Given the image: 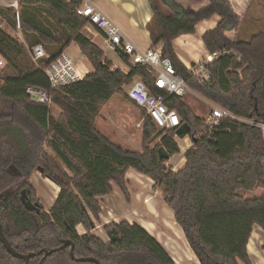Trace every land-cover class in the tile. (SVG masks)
<instances>
[{"label":"trees","instance_id":"16d2710c","mask_svg":"<svg viewBox=\"0 0 264 264\" xmlns=\"http://www.w3.org/2000/svg\"><path fill=\"white\" fill-rule=\"evenodd\" d=\"M20 26L29 46L41 43L48 58L46 66L75 43L93 70L80 81L52 88L26 46L0 29V216L4 233L21 253L35 252L28 264H96L78 261L71 246L44 257L46 250L72 240L77 258L95 257L103 264H176L165 246L144 226L128 220L111 222L119 239L105 241L91 233L93 217L102 213L100 198L114 192V184L127 196V173L143 174L163 190V202L172 209L188 245L200 264H252L247 245L253 226L264 229V136L254 124L224 120L215 140L195 137L204 121L183 97L167 101L196 138L179 170L168 161L180 152L176 130L158 128L150 117L142 123V151L124 148L97 127L104 105L124 94L135 77L157 93L151 74L144 66L128 63L129 71L113 67L99 44L83 32L88 20L65 0H19ZM152 18L147 24L155 48L163 43V56L172 59L176 71L202 97L232 114L264 123V30L248 39H231L240 20L229 0H209L198 10L185 8L174 0H148ZM168 8L172 12L168 13ZM218 15L214 28L201 39L209 53L222 52L206 67L210 81L190 74L174 49L181 35L198 34V24ZM0 16L16 26L15 11L0 8ZM31 84L52 94L60 108L58 118L51 106L33 101L26 93ZM132 102V101H131ZM142 114L144 112L141 110ZM159 139L150 147L147 141ZM164 147L169 158H161ZM49 149L51 152H49ZM42 175L60 187L49 211H29L21 200L23 191L32 202L39 195L32 176ZM261 190V191H260ZM253 193V194H251ZM86 228L79 233L77 227ZM0 264H25L10 254L0 241Z\"/></svg>","mask_w":264,"mask_h":264},{"label":"rangeland","instance_id":"374dc122","mask_svg":"<svg viewBox=\"0 0 264 264\" xmlns=\"http://www.w3.org/2000/svg\"><path fill=\"white\" fill-rule=\"evenodd\" d=\"M174 1L182 2L184 5H186L183 7L192 8L194 10H198L199 8L209 3V0H174ZM133 2L134 5L136 6V11H130L127 8L128 6H126V4H123V7L125 8L126 13L128 15V20L130 21L132 18H134L135 20H139L140 24L144 23L145 15H146L145 13L149 11V8L151 9V7H148L149 4L147 3L148 1L143 0V2H145L144 8H141L139 6L138 0L135 1L133 0ZM244 8H246V12L244 14V17L246 18V22H244L245 21L244 19L242 27L240 29L241 30L240 33H244V32L245 34L252 32L256 33V31L258 32L260 30H264V28H262L264 27V0H252L251 5L249 7L244 5L241 12L245 11ZM165 11L168 13L172 12L168 8H166ZM219 18L220 17L216 15L209 21L214 20V22H216L215 23L216 26ZM247 20L249 21L252 20V21L249 22ZM2 22H3L2 16H0V29L2 26ZM147 24L145 25L141 24L140 28L137 30L138 33L137 37L139 38L141 42L140 46L142 47H145L149 42ZM88 26L92 28L91 25L87 24L83 30L84 33L91 32L90 30L87 29ZM6 29L8 30L10 35L15 37L16 39H20V37L16 36L13 31L8 29V27H6ZM233 34L234 32H230L231 36H233ZM252 34L241 38L248 39ZM102 37L103 36L100 34L98 40L100 41L101 45L99 46L103 48L105 56L112 61V66L121 69L127 68L128 63L124 61L117 52L109 49ZM190 37H192V42H187L184 45L198 43V39H199L198 34L196 35L190 34ZM156 47H158V49L161 50V48L163 47V43L160 42ZM201 49L203 48L201 47ZM65 51L68 54H70L73 58H75L76 63L79 64L85 71L93 70L92 64L82 54L78 45L72 43ZM195 51H197V49H195ZM202 53H203L202 56L206 58L207 56L205 54H208L209 52L204 51ZM2 59L3 58L0 56V60ZM3 66H1L0 69ZM135 79H140V78L135 77L134 80ZM131 83L125 87L124 94L115 95L109 102H107L104 105L102 109V116L97 119V127L103 134L107 135L113 142L119 144L120 146L132 150L142 151L143 149L142 125L138 126V124L140 122L143 123L144 116L141 112V109L133 102H131V100L128 97V90L130 88ZM183 101L185 102L186 105L192 108V110L201 118H204V116H206L211 111V107H212L211 101L202 97L194 90L193 92L189 91L183 97ZM51 110H52V115L55 118H58L61 113L60 108L52 104ZM176 140L179 144L180 152L174 155L172 158H170V161H172L173 163H170V161H168L167 163L168 166H171L172 168L175 165L177 167L179 166L178 164L182 160L183 156L186 154V152L193 144L192 137L190 135H187L183 138L178 137L176 138ZM158 141L159 139H154L152 142H149L148 140L147 144H149V146L152 147L155 144H157ZM49 152H51L50 149ZM133 171L136 172L135 170ZM140 175H135V178L131 180L127 178L128 179L127 196L114 184V192L110 195H107L109 196L108 197L109 199L100 198L101 206H103L102 207L103 216L104 217L106 216L107 219L109 220L108 224H110L111 222L119 223L122 220H128L130 223L137 222L142 226L148 228L149 229L148 231H150V233L153 230L156 231L157 228L158 232H160V238H161L160 240L162 244L163 245L165 244L163 241L164 235L167 237V239L170 242L169 246L167 245L166 247L164 245L167 251L169 252V254L173 257V259L174 258L179 259L178 252L182 254H187L190 250L189 247L187 246V243L180 244L178 239L173 236L171 230L164 225L165 222L164 219L166 214L165 210L168 211L169 214H171L170 211L172 209L170 210L163 202V190L159 187L158 188L155 187L154 181L149 177L143 174ZM31 181L37 190V193L40 198L39 202L41 206L45 210L51 208L55 199L58 196L59 186L56 185L53 181H51L49 178L47 179L46 177H44L40 171H36L33 174ZM110 202L114 203L117 212L113 213L112 215H107L106 210L108 204L110 205ZM114 218L116 220L113 221ZM168 218L171 219V216H169ZM104 222L105 220H103L101 215L99 216V219L93 217L92 229L90 230V232L95 233L99 236L103 234V236H105L104 240L109 241L110 240L109 236L106 237L107 229H105V226L108 224ZM171 222H173L172 219ZM171 226L174 227L175 230H178V232H180L179 227L175 223ZM77 230L79 231V233H81L82 231H83L82 233L86 232V228L83 227L82 225L78 226ZM171 245H174L175 247H172ZM252 253L254 255L255 250L252 251Z\"/></svg>","mask_w":264,"mask_h":264},{"label":"built area","instance_id":"2783aa9c","mask_svg":"<svg viewBox=\"0 0 264 264\" xmlns=\"http://www.w3.org/2000/svg\"><path fill=\"white\" fill-rule=\"evenodd\" d=\"M65 1L74 4L75 12L86 18L89 25L103 34L104 42L109 49L118 54L122 52L129 58L131 65L144 66L151 74L154 87L158 91L157 93L150 91L146 83L141 79L133 80L128 90L129 99L144 112V119L150 117L156 123V126L161 129L176 130L179 128L183 124L182 119L175 109L168 106L167 101L172 96L184 97L189 91L193 92V89L187 84L185 78L177 73L172 59L168 56H163L161 50L157 48H140L115 21L100 9L96 0ZM0 8H10L15 11L16 26L11 25L7 17H2L1 29L9 33L6 29L8 27L16 36L20 37L17 40L26 46L33 62L42 68L52 88L66 86L80 81L89 73V71H85L66 52H63L46 66L42 65L41 59L48 58V54L41 43L29 46L26 42L20 26L22 7L20 6L19 0H0ZM224 52L225 50L220 53H208L206 58L187 67L190 74L204 82H209L210 74L207 71L206 65ZM3 65H5V61L2 59L0 60V67ZM122 70L127 73L129 67ZM25 91L37 103L47 104L49 106L53 104L50 90L28 84L25 87ZM211 106V111L204 116V123L195 137H205L210 141L215 140V131L224 120H236L257 125L262 129L264 136L263 122L236 116L226 108L212 101ZM141 125L142 123L140 122L138 126ZM175 136L178 138L177 135Z\"/></svg>","mask_w":264,"mask_h":264},{"label":"crops","instance_id":"0c3cea01","mask_svg":"<svg viewBox=\"0 0 264 264\" xmlns=\"http://www.w3.org/2000/svg\"><path fill=\"white\" fill-rule=\"evenodd\" d=\"M144 1H146V0H144ZM251 1L252 0H229L232 9L237 14V16L239 17V20H240V26H239V28L237 30L229 31V32L226 33L229 38H231V39H234L236 37L241 38V37L248 36V35H250L252 33H255V32L247 33V34H245V32L244 33H240L241 32L240 29L242 27V24H243L244 19H245L244 22H246V18L244 17V14L246 12V8L247 7L244 8L245 11H242L241 12V10L243 9V6L244 5H246V6L249 7L251 5ZM96 3L100 7V9H102L113 21H115L124 30V32L140 48L147 49V48L152 47L153 42H152V39H151L149 30H148L149 42L147 43V45L145 47L140 46V43L141 42H140L139 38L137 37V35H138L137 30L140 28L141 24L142 25L147 24L151 20V18H152V11H151L150 8H149V11H147L145 13L146 14L145 15V21L143 20L144 23H141L140 24L139 23V20H135L134 18H132L129 21L128 20V15L126 13V10L123 7V4H126V6H128L127 8L130 11H136V6L134 5L133 0H96ZM138 4H139V6L141 8H144L145 2H143V0H138ZM178 4H180L182 6H186L182 2H178ZM203 4H205V3H203ZM148 7H150V4H148ZM247 21H249V20H247ZM250 21H252V20H250ZM256 21H258V20H256ZM215 23L216 22H214V20H212V21L204 20V21H202V22H200L198 24V36H199L198 43H192V44H189V45H187V44L184 45L187 42H192V37H190V34L181 35L180 37H178L177 39H175V41H174V47H175L176 54L178 55V57L181 59V61L183 62V64L185 66L189 67L190 65L196 64V62H198L199 60H202V59L205 58L204 56H202L203 55L202 52L206 51V49L204 48V45H203V42H202V39H201V35L206 30L214 28L215 27ZM262 28H264V27H262ZM87 29L90 30L91 32H85L84 34L86 36H88L92 41H95L96 43H98L99 45H101V43L98 40V38H99L100 34L102 36H103V34L101 32H99L97 29H95L93 26H92V28L88 26ZM230 32H234L233 36L230 35ZM102 38L104 39V36ZM194 47H196V48H194ZM201 47L203 49H201ZM155 48L158 49V47H155ZM195 49H197V51H195ZM199 50H201V51H199ZM205 55L207 56L208 54H205ZM185 162H186V159H185V155H184L183 158H182V160L178 164L179 166L177 167L175 165L173 167V169L174 170H179V169L183 168ZM170 163H173V162L170 161ZM135 175H140V174L134 172L133 170H130L127 173V178H129L131 180V179L135 178ZM58 190L60 191V187L58 188ZM111 196H113V195H111ZM108 197L109 196H105V197H102V199H106V198L109 199ZM47 210L49 211L50 208L47 209ZM106 212H107V215H112L113 213H116L117 212V209H116V206L114 205V203H111L110 202V205L108 204V207H107ZM170 212H171V214H169V212L165 210V213L166 214H165V219H164V221H165L164 222V225L171 230L173 236L178 239V241H179L180 244L181 243H187V246L189 247V250H190L187 254H182V253H179L178 252L179 259H177V258H176L177 260L175 258L174 259L176 260L177 264H200L199 259L196 257V255L194 254V252L192 251V249L188 245V242H187V239H186V236L184 234L183 229L175 221L173 211L171 210ZM100 215L103 218V220H105L104 223L108 224L109 223V220L107 219V217L106 216L104 217L103 216V213H101ZM167 216L168 217L171 216V219L173 220V222H171V219L168 218ZM114 220H116V219L114 218L113 221ZM174 223L179 227L180 232H178V230H175L174 227L171 226ZM146 229L149 230L148 228H146ZM151 234L153 236H155L161 242V240H160L161 239L160 238V232H158V229L157 228H156V231L155 230L151 231ZM100 236L103 239H105V236H103V234H101ZM106 237H108V235ZM163 237H164L163 241L165 243L164 245L166 247H167V245L169 246V244H170L169 240L167 239V237L165 235ZM171 246L172 247H175L174 245H171ZM263 246H264V229L261 226H259L258 224H255L253 226L252 233H251V236H250L248 245H247L248 253H249L250 260H251L252 264H264V248H263ZM254 250H255V254L256 255L255 254L253 255V253H252V251H254Z\"/></svg>","mask_w":264,"mask_h":264},{"label":"water","instance_id":"95a60500","mask_svg":"<svg viewBox=\"0 0 264 264\" xmlns=\"http://www.w3.org/2000/svg\"><path fill=\"white\" fill-rule=\"evenodd\" d=\"M190 130L191 127L188 123H183L179 128L176 129V135L178 137H185L187 135L190 134ZM194 142L196 141V138L192 139ZM159 152H160V156L161 158H169V154L166 152L164 147H160L159 148ZM40 172H42V169L40 170ZM2 195L0 194V197ZM21 200L24 204V206L26 207L27 210L29 211H35L37 213L41 212V204L40 202H32L28 196L26 195V192L23 191L21 194ZM107 235L109 236L110 240H117L119 239V235L117 234V230L115 228L108 230L107 231ZM0 241L3 243V245L5 246L6 250L12 254L14 257L16 258H20L22 260L25 261V264H28L31 257L35 256L36 253L35 252H29V253H21L19 251H17L9 242V240L7 239L5 233H4V229H3V224L1 221V216H0ZM71 246L70 249V254L72 256L73 259L78 260V261H87V262H94L96 264H103L99 259L95 258V257H82V258H77L74 254V248H75V244L72 240H63L62 245L58 248L55 249H51V250H46L45 251V255L44 257L52 254L53 252L57 251V250H61L64 249L68 246Z\"/></svg>","mask_w":264,"mask_h":264}]
</instances>
